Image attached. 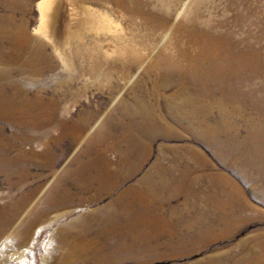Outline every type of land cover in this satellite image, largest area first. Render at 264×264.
I'll return each instance as SVG.
<instances>
[{"label":"rangeland","instance_id":"1","mask_svg":"<svg viewBox=\"0 0 264 264\" xmlns=\"http://www.w3.org/2000/svg\"><path fill=\"white\" fill-rule=\"evenodd\" d=\"M19 1H27L29 8L15 9L0 0V21L12 18L13 25L16 26L25 18L28 21V31L32 33L39 22L36 6L38 0ZM185 1L59 0L60 6L66 5L67 10L70 7L76 8L81 20L87 17L81 9L84 4L116 16L123 27H127L128 35L129 29L133 30L131 35L134 37L133 44L136 49L130 57L103 59L91 57L88 53L86 56L84 54L86 62L75 57V63H82L86 68L85 74L80 77L89 86L80 102L91 108L99 106L100 114L105 115L110 108H115L120 100L129 97H144L143 100H146V92L132 93L130 89L131 84L144 74L145 69L138 67L151 65L150 69H156L153 71L169 72L184 69L177 56L166 52L160 54L155 52V49L169 30V41L171 40L173 45L190 49L192 45L187 40L188 28L197 26L212 29L223 52L225 38L232 34L238 50H244L248 54L257 53L258 56L261 53L260 76L253 78L252 85L247 88L252 91L259 89L261 83H264V0H189L183 14L176 19ZM157 9L170 17V22L163 28H158L156 22L144 17L145 14H156ZM127 10H133L135 13L129 16ZM65 15L63 20L67 19L68 22V12ZM86 29L88 30L87 26ZM147 31L155 33L150 32L155 40L147 36ZM31 36L34 37L33 34ZM151 41H154V44H149ZM144 45H147V51L143 49ZM51 57L54 70L46 69L42 75L23 74L38 83H45L48 88L45 91L47 95H51V89L60 84L68 74V71L60 70L53 76L60 65L53 55ZM127 60L134 61L138 66L130 83L118 75L112 77L104 67L107 61L126 63ZM231 63L228 61L227 65ZM98 64L103 66L100 70L96 67ZM199 70L204 71L202 68ZM250 71L256 73L252 69ZM115 81L121 88L112 97L109 95V88ZM79 108L80 103L77 102L72 106L70 114H60L61 119H70ZM165 110L167 109H162L167 115ZM173 116L165 118L176 134L169 137L161 134L145 137L144 139H150L148 142L150 141L151 149L148 156H145L140 148L129 158V162L139 168L131 169L126 166L125 155L113 148L105 151L104 159L95 158L97 163L108 159L110 164L104 168L105 173L101 174L100 180H94L91 186L84 187L82 185L85 183L80 182L82 179L89 181L97 175L94 168L82 166L91 156L83 153L86 143H81V140L74 143L64 141L63 146L67 148L70 145V148L67 152H61V149L57 152L56 168L32 169L30 184L22 188L11 187L1 174L0 227L3 226L4 231L0 233V264H24L9 257L12 252L24 249L26 264H62L73 236L99 240V234L109 228L106 220L112 219L115 220L118 230L114 233L116 237H102L101 241L116 245L123 238L124 247L115 255L108 256L114 260V264H264V250L261 247L264 242V162L261 163L262 172L257 169L259 166H253L254 164L246 166L248 156H229L224 148L191 133H185L181 128H174L177 120ZM115 118L123 117L116 114ZM238 123L239 137L234 139L233 146L240 150L244 149L246 143L251 144L252 140L245 138L248 128L243 121ZM176 131H180V134ZM234 131L235 129H230L228 134L224 133L220 138L226 141L227 136ZM177 146L183 147L184 150L177 153L171 150ZM163 147L166 149L163 150ZM42 149L40 148V151ZM149 177L155 181L157 195L153 199L158 198L152 200L150 205L139 206L140 215H135L134 218L128 215V211L124 210L126 203L122 200H118L116 206H110L113 199H119L131 189L148 191L151 188ZM50 181L52 186H47ZM111 181H118L115 189L111 193L103 194L99 199H94L97 190L109 185ZM40 183L44 185L38 188L36 197L47 196L48 200L39 203L36 208L38 213L35 211L28 221H19L17 218L11 225H7L3 218H7L11 213L13 197L25 195ZM50 187H55L57 192L50 191ZM231 200L236 206V213L230 208ZM28 208L29 205L22 214ZM88 216L100 217L92 219L90 223H83ZM133 225L138 226V232L133 231ZM39 226H42V229L35 236L34 231ZM121 227H126L128 231L122 233ZM22 228L28 230V233L20 235ZM110 262L104 260L102 263L113 264ZM73 264L81 262L77 260Z\"/></svg>","mask_w":264,"mask_h":264},{"label":"bare ground","instance_id":"2","mask_svg":"<svg viewBox=\"0 0 264 264\" xmlns=\"http://www.w3.org/2000/svg\"><path fill=\"white\" fill-rule=\"evenodd\" d=\"M3 2L5 5L14 6L15 9L29 8L27 1L3 0ZM188 2L189 0L184 2L176 19L183 14ZM36 6L39 22L32 33L28 31V21L25 18L16 26L13 25L12 18L0 21V175L5 176L11 187L22 188L30 184L34 168L54 170L58 161L57 152L60 149L61 152H67L70 148V145L67 148L63 146L66 140L71 143L78 140H81V143L85 142L83 153L91 157L82 166L87 168L90 166L97 171V175L91 177L89 181L83 179L80 181L85 183L82 185L84 187L91 186L94 180H100L101 174L105 173L104 168L109 166V160L97 163L95 158L104 159V153L109 148L123 153L126 166L137 169L139 166L130 163L129 158L140 148L145 156H148L151 149L150 141L148 142L150 139H144L145 137L157 134L167 137L174 135L175 131L166 123L165 118L171 115H177L173 116L177 120L174 128H181L185 133H191L224 148L229 156L239 155L241 158L248 156L246 166L254 164L253 166H259L257 169L260 172L263 171L261 163L264 162V83L255 91L247 89L252 85L251 80L260 76L261 53L258 56L257 53L248 54L244 50H238L232 34L225 38L223 52L213 30L199 26L187 27L189 30L187 40L192 47L184 49L169 41L171 34L169 30L155 52L177 56L185 68L173 72L153 71L156 69H150L151 65H146L148 68L138 67L131 60H127L126 63L107 61L104 64L106 71L112 77L118 75L128 83L131 82L136 67L144 68L143 76L132 83L130 89L132 93L144 91L147 96L146 100H143L144 97L120 100L115 108H110L105 115H101L99 106L91 108L80 102L89 86L80 77L85 74L86 68L82 63L76 64L75 57L82 59L83 62L87 61L85 56L88 53L92 55L91 57L103 59L130 57L136 49L133 44L134 37L131 35L133 30L128 28L130 34L128 35L127 27L125 29L116 16L84 4L81 5L87 16L84 20L80 19L76 8L70 7L67 10L66 5L60 6L59 0H38ZM66 12L68 22L67 19L63 20ZM156 12L153 15L145 14L144 17L156 22L158 28L165 27L170 22V17L158 9ZM134 13L133 10H127L129 16H133ZM147 32V36L153 39L151 33H155ZM149 44H154V41ZM147 45L143 47L145 51L148 49ZM52 55L60 65L53 76L60 70L68 71V74L60 84L51 89V95H47L45 91L48 88L45 83H38L23 74L42 75L46 69L54 70ZM228 61L232 62L231 65H227ZM96 67L100 70L103 66L98 64ZM200 68L204 71H200ZM250 69L256 73H252ZM120 88L118 82H112L109 95L113 97ZM77 102L80 103L78 112L72 114L70 119L62 120L60 114L62 112L70 114L72 106ZM163 108L168 110H165L167 115L163 113ZM116 114H121L123 118L116 119ZM125 117L128 118L127 122ZM238 121H243L248 128L245 138L252 140L249 145L244 140L245 147L240 150L233 146L234 139L239 137ZM230 129L235 131L223 141L220 135L228 134ZM178 132L180 134V131ZM164 147L163 150L166 149ZM40 148L43 149L40 151ZM171 150L177 153L184 148L177 146ZM93 154L96 156H92ZM148 183L151 186L148 191L131 189L119 199H113L110 206H116L118 200H122L126 203L124 210L128 211V215L132 218L140 215L139 206L150 205L152 200L158 198L153 199L157 195L154 179L149 177ZM51 184L50 181L47 186H52ZM117 184L118 181H114L99 188L93 198L99 199L103 194L111 193ZM43 185L44 183H40L37 188L27 191L25 193L27 197L24 194L15 197L12 195L11 213L7 218H3V221L7 225H11L17 218L19 221H28L35 214L39 203L48 200L47 196L36 197L38 188ZM46 189L47 187L44 190ZM50 191L56 193L57 189L54 187ZM28 205L29 208L22 214ZM230 208L236 213L237 209L233 202ZM113 216L116 218L115 214ZM99 217L88 216L83 223H90L92 219ZM106 224L109 228L99 234V240L73 236L62 264H73L77 260L81 264L88 262L103 264L104 260L109 263L112 258L108 256H113L122 249L124 240L122 238L116 245L101 241L102 237L105 239L116 237L114 233L118 231L114 219L106 220ZM41 229L42 226L37 227L34 235L39 234ZM3 231L2 226L0 233ZM120 231L124 233L128 230L121 227ZM133 231L138 232V226L133 225ZM19 232L20 235H24L28 230L22 228ZM261 247L264 250V242L261 243ZM25 251L24 249L12 252L9 257L26 264ZM262 257L264 262V253ZM110 263L114 264V260Z\"/></svg>","mask_w":264,"mask_h":264}]
</instances>
